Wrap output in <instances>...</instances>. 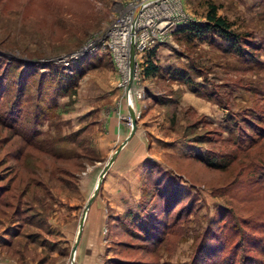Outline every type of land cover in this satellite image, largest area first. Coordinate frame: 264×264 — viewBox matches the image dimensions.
Listing matches in <instances>:
<instances>
[{
    "label": "rangeland",
    "instance_id": "obj_1",
    "mask_svg": "<svg viewBox=\"0 0 264 264\" xmlns=\"http://www.w3.org/2000/svg\"><path fill=\"white\" fill-rule=\"evenodd\" d=\"M129 1L0 0V260L41 264L40 230L48 223L68 240L45 263L71 264L83 206L118 147L105 141L103 118L127 97L106 29ZM162 2L157 16L169 12L171 26L157 46L135 51L130 93L136 131L153 141L148 159L162 175L156 186L168 182L175 192L164 219L177 226L154 244L109 223L99 235L89 232L100 247L78 243L74 264H198L195 252L212 235L219 242L233 228L264 236V0H169L165 10ZM211 5L238 42L215 30L190 32ZM146 62L157 70L146 75ZM147 97L150 112L140 117L145 108L137 103ZM106 181L97 203L106 202ZM149 184L142 189L152 195ZM112 212L106 206L100 220ZM237 236L230 250L241 246L238 262L247 253L258 260L251 240Z\"/></svg>",
    "mask_w": 264,
    "mask_h": 264
},
{
    "label": "crops",
    "instance_id": "obj_2",
    "mask_svg": "<svg viewBox=\"0 0 264 264\" xmlns=\"http://www.w3.org/2000/svg\"><path fill=\"white\" fill-rule=\"evenodd\" d=\"M148 98L150 97H147L148 101L143 100V104H140L139 101V103H137V110L141 107L145 108L141 110L142 113L140 117L150 112L148 108L151 102ZM154 103L162 104L163 102L159 101V99L158 101L154 99ZM120 105L121 104H117L116 107L113 106L109 108V111L103 118V136L105 141L109 144L111 143V146L114 148L119 146L129 133L127 101H125L124 107L121 108ZM140 124H138V128ZM142 138L143 135H141V132L136 131L132 138L123 146L105 176L107 177V181L105 182L106 191L102 194L106 196V202L102 201L103 198L101 196H98L99 201L102 202L97 203V198L95 197L94 202L91 203L87 210L84 233L79 240L81 247L83 241L85 242L84 247L86 246V250L98 248L102 244L100 238L99 240L94 239L89 232H95L99 235L101 228L109 227V223L112 224V226L113 224L115 225L111 227L114 230V228H117V222L124 223L122 224L124 227L125 223H128L132 218L153 213L151 205L154 197L148 194V189H142V184L144 187L146 183L148 185V178L150 176H155L159 164L156 161L148 159V151L153 141L148 142L149 140L146 137V144ZM157 174H160L159 170ZM106 206L113 212L110 215L111 218L109 221L106 219L102 222L100 219H102L103 210ZM41 229L40 254H42L43 251V254H45V258L41 264H47L45 260L49 258V255H61L62 250L66 248L65 240L67 241L68 239L67 234L54 224L48 226L47 223L41 226ZM53 237L55 238L53 239ZM87 262L88 261H86L85 264ZM0 264H12V261L9 263V261L3 259L0 260Z\"/></svg>",
    "mask_w": 264,
    "mask_h": 264
},
{
    "label": "trees",
    "instance_id": "obj_3",
    "mask_svg": "<svg viewBox=\"0 0 264 264\" xmlns=\"http://www.w3.org/2000/svg\"><path fill=\"white\" fill-rule=\"evenodd\" d=\"M206 20L203 24L201 23H193L190 27V32L195 35H202L204 33H208L211 30H215L222 35V37L227 40L231 41L232 43L238 42L237 35L233 33L230 29V23L227 22L225 18L220 15H217L216 7L214 5L210 6V9L206 13ZM145 67V74L148 75L153 71H156L157 68L155 65L150 63ZM254 123V122H253ZM255 126V124H253ZM261 137L264 136V132H261ZM254 143L248 145L249 149ZM60 157H58L59 159ZM202 161V159H200ZM207 160V159H206ZM210 161V160H208ZM257 162V161H256ZM211 166H215L216 168L224 167L225 164H216L215 162H208ZM258 163V162H257ZM257 163H255L254 167H258ZM158 170L155 172L154 177H149L148 179L152 182L151 187H155L159 185V180H161V174H157ZM168 182L165 184L164 188H158L156 186L155 192L152 194L154 197L153 199V213L148 215H140L128 221V224L125 223L124 229L128 234L137 237V238H144L141 240L151 241L154 244L162 243L166 240L167 234L171 232L176 226L177 221H168L164 219V214L170 206L172 205V200L174 196V189L167 186ZM152 199V198H151ZM150 203V202H149ZM152 206V205H151ZM168 217L169 214H168ZM221 221L225 220V216L221 218ZM224 225V224H223ZM172 233V232H171ZM237 235L241 236L242 241L251 240L253 245V250L256 251L260 258H255L254 256H250L243 254V257H240V262H238L237 257L240 251V245L236 243L230 250L231 245H233V241L238 237ZM218 236H211L210 237V244L206 245L203 242V245H200L198 250L195 252V256L193 258L194 263H198L200 261V256L208 259L207 261L210 264H264V236L262 235V239L258 237H249L246 234L238 231H234L231 228L228 232L225 233L224 238L221 239L219 237V242L217 241ZM242 241H239L242 242ZM251 248V249H252ZM244 250V248H243ZM197 257V258H196ZM262 257V258H261ZM115 260V259H114ZM117 262V259H116ZM202 263V261L200 262Z\"/></svg>",
    "mask_w": 264,
    "mask_h": 264
},
{
    "label": "built area",
    "instance_id": "obj_4",
    "mask_svg": "<svg viewBox=\"0 0 264 264\" xmlns=\"http://www.w3.org/2000/svg\"><path fill=\"white\" fill-rule=\"evenodd\" d=\"M161 1L164 3L162 8L164 10L167 9L166 5L169 3V0H133L127 3L130 4V7L127 9L122 7L128 5L122 4V7L119 8L120 11L118 9V14L113 18L114 21L111 22L106 29V43L110 45L113 50L112 52H115L118 62L117 65L124 74V80L121 84L124 89H126L129 79V73L125 71L127 70L129 72L131 39L133 40L135 51L144 52L157 46V40L163 39L161 36L167 33V30L171 26L168 25L170 24L169 12L161 11L160 13L164 15L157 16L159 13L156 4ZM130 12H133L131 16L129 15ZM154 16H157L156 21H152V17ZM131 19H133V21H131ZM163 19H166L165 21L167 22L164 30H160V33H154L155 30H158V24ZM135 62L136 66L134 67L133 81H136L138 77V71L136 69L138 62ZM126 101L129 102L130 99L127 97Z\"/></svg>",
    "mask_w": 264,
    "mask_h": 264
},
{
    "label": "water",
    "instance_id": "obj_5",
    "mask_svg": "<svg viewBox=\"0 0 264 264\" xmlns=\"http://www.w3.org/2000/svg\"><path fill=\"white\" fill-rule=\"evenodd\" d=\"M134 54H135V49H134L133 40L131 39L130 59H129V79H128V87L127 88H130V86L132 85V82H133ZM127 106H128V113H129V118H130V123H131L130 131H129L128 135L124 138V140L116 148V150L114 151L112 156L109 158V160L105 163L103 169L100 172V175H99V177L97 179L96 185H95L92 193L90 194L89 198L87 199V201L85 202V204L83 206L82 214L80 216L79 223H78L79 225H78V230H77V233H76V238L74 240V243H73L72 249H71V253H70V262H71V264H74V257H75V253H76V248H77V245H78L79 240L81 238L82 229H83V225H84V221H85L87 210L89 209L91 203L93 202V200L97 196V194L99 192V189L101 187V184L103 182L104 176L106 175V173L109 170L110 166L114 162L117 154L120 152V150L123 148V146L132 138V136L136 132L137 122H136V114H135L134 108L132 107V103H129V102H127Z\"/></svg>",
    "mask_w": 264,
    "mask_h": 264
},
{
    "label": "bare ground",
    "instance_id": "obj_6",
    "mask_svg": "<svg viewBox=\"0 0 264 264\" xmlns=\"http://www.w3.org/2000/svg\"><path fill=\"white\" fill-rule=\"evenodd\" d=\"M156 16H154V18L152 19V21H156ZM132 21H133V19H132ZM166 24H167V22L166 23H164V24H161V25H159V27H158V30H156V32L155 33H160V30H164V28H165V26H166ZM135 61V60H134ZM133 83V82H132ZM127 87H128V85H127ZM131 89H132V85L130 86V88H127L126 89V96L130 99V101H129V103H132V107L134 108V111L136 110L135 109V106H134V103H133V101H132V95H131ZM136 113V112H135ZM75 259V258H74Z\"/></svg>",
    "mask_w": 264,
    "mask_h": 264
}]
</instances>
